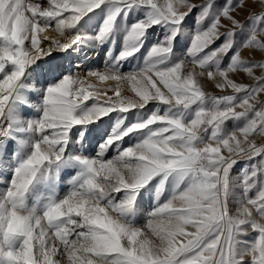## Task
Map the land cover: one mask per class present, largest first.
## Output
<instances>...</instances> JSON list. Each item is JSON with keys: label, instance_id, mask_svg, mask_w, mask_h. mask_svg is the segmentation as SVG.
<instances>
[{"label": "snow or ice", "instance_id": "obj_1", "mask_svg": "<svg viewBox=\"0 0 264 264\" xmlns=\"http://www.w3.org/2000/svg\"><path fill=\"white\" fill-rule=\"evenodd\" d=\"M0 264H264V0H0Z\"/></svg>", "mask_w": 264, "mask_h": 264}, {"label": "rangeland", "instance_id": "obj_2", "mask_svg": "<svg viewBox=\"0 0 264 264\" xmlns=\"http://www.w3.org/2000/svg\"><path fill=\"white\" fill-rule=\"evenodd\" d=\"M196 2L199 3V2H201V0H196ZM47 35H49L50 37L58 38L57 33L52 31L51 29H49V31L47 32ZM106 47H107V45H105V48ZM116 47L117 48L122 47V36L118 38ZM89 48H90V50L87 51V54L86 55L82 54L81 60L76 62L77 65L80 68H89V67H91V68H102V66L104 64V60H105L104 49L101 48L99 45H97L95 48H91V46H89ZM245 55H247V53H245ZM241 79H244V78L241 77ZM245 82H249V81H247L245 79ZM204 86H205L207 91L215 93V94H219V90L216 89L215 86L213 84H211L210 82H204ZM243 163L244 162H241L239 167H243ZM239 167L236 169V171H239ZM234 174H235V172H234ZM68 189H69V184H68L67 179H65L61 182V184L58 188L59 195L62 197L68 191ZM253 195H255V193H253ZM144 207L148 208L147 198L145 200ZM138 222L143 224L144 223L143 218H140L138 220Z\"/></svg>", "mask_w": 264, "mask_h": 264}]
</instances>
